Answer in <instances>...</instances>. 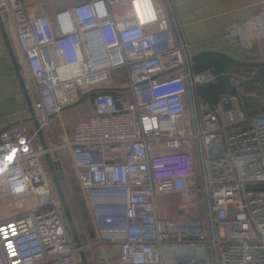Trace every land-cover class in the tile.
<instances>
[{
	"label": "built area",
	"instance_id": "obj_1",
	"mask_svg": "<svg viewBox=\"0 0 264 264\" xmlns=\"http://www.w3.org/2000/svg\"><path fill=\"white\" fill-rule=\"evenodd\" d=\"M260 2V14L226 32L229 43H264ZM46 4L0 0L38 122L0 130V206L8 214L0 218V264H82L80 251L89 264H264V103L246 116L234 96L216 104L189 97V87L214 74L193 71L169 0ZM119 68L124 83L110 76ZM99 88L91 116L69 136L63 108ZM46 152L61 164L70 159L84 196L93 232L79 246ZM171 194L184 204L160 202ZM184 211L185 221L171 218Z\"/></svg>",
	"mask_w": 264,
	"mask_h": 264
},
{
	"label": "crops",
	"instance_id": "obj_2",
	"mask_svg": "<svg viewBox=\"0 0 264 264\" xmlns=\"http://www.w3.org/2000/svg\"><path fill=\"white\" fill-rule=\"evenodd\" d=\"M47 0V6L52 8ZM63 0H60V2ZM66 1V0H65ZM169 12L190 53L215 50L239 60H264V43L253 41L249 46L231 44L225 34L262 10L260 0H169ZM2 17V16H1ZM9 30V32H8ZM7 37V38H6ZM12 49L23 78L22 87L10 50ZM231 72V71H227ZM235 82L239 81L235 78ZM32 84L24 58L18 48L10 16L0 20V130L18 123L29 122L27 89ZM259 101V100H258ZM258 108L263 107L262 102Z\"/></svg>",
	"mask_w": 264,
	"mask_h": 264
},
{
	"label": "water",
	"instance_id": "obj_3",
	"mask_svg": "<svg viewBox=\"0 0 264 264\" xmlns=\"http://www.w3.org/2000/svg\"><path fill=\"white\" fill-rule=\"evenodd\" d=\"M2 16V17H1ZM2 18L8 19V13L6 11H2L0 13V20ZM171 19V18H170ZM172 20V19H171ZM9 32V30H8ZM7 38V37H6ZM11 57L13 63L15 64L18 77L20 78V82L24 89L25 85L23 84V78L19 70V65L16 61L14 53L12 49L10 50ZM191 61L192 68L195 73H200L206 69H210L214 74V80L205 82L201 85H198L194 90L191 87L188 88L189 97L199 96L200 98L206 100L210 104H216L218 99L222 95L234 96L239 102L244 114L248 116L251 112L257 108L260 102L253 95L244 94L242 87L247 81H256L264 86V60H239L228 54L223 52L215 51V50H200L195 53H191ZM237 67H252L254 68V76L247 80H240L238 83L235 82V77L232 72H227L231 68ZM101 91H104V88L101 89H93L89 92H86L80 96V98L73 104H70L63 109H67L73 106H76L82 103L85 100H89L91 103L94 97ZM111 93L116 96L114 90H109ZM27 104L30 111L29 120L32 121L34 126L38 128V122L33 110L31 100L27 96ZM39 142L43 148H46V142L43 137V133L40 131ZM45 164L50 173L53 185L55 187L58 198L61 201L63 210H64V218L66 220V226L69 234H71L74 243L79 246L80 245V237L75 227L74 221L72 219L67 201L65 199L63 190L61 188L60 181L64 178L65 173L62 167V164L58 160H53L50 153L46 152L44 154ZM80 258L82 264H89L87 258L85 256L84 251H80ZM109 258H111V254H108Z\"/></svg>",
	"mask_w": 264,
	"mask_h": 264
},
{
	"label": "trees",
	"instance_id": "obj_4",
	"mask_svg": "<svg viewBox=\"0 0 264 264\" xmlns=\"http://www.w3.org/2000/svg\"><path fill=\"white\" fill-rule=\"evenodd\" d=\"M115 73H117L116 79L119 83H124L126 81V72L124 68H119L113 70ZM228 71H231L234 74V77L240 81V80H247L254 76V68L252 67H237V68H231ZM242 90L244 94L246 95H253L257 98V100L264 103V86L256 81H247L244 83ZM86 106L79 109L78 111L74 112H65V110L70 109H63L61 112L63 122L64 124L68 125V135L72 136V128H73V120L75 118H72V116L77 115H83L79 117V119H87L92 114V107L91 102L89 100H85ZM75 121V120H74ZM68 161V162H66ZM63 164V170L65 173V176L63 179H61L60 184L61 188L63 190L65 199L67 201L72 219L74 221L75 227L77 229V232L79 234V237L82 238V235L84 233H92L93 228L90 223L89 217L86 215L85 210V202L83 200V197L81 195L82 191L78 185L75 173L74 175L68 174L66 169H69V166H72V163L69 158H63L62 161ZM69 165V166H68Z\"/></svg>",
	"mask_w": 264,
	"mask_h": 264
},
{
	"label": "rangeland",
	"instance_id": "obj_5",
	"mask_svg": "<svg viewBox=\"0 0 264 264\" xmlns=\"http://www.w3.org/2000/svg\"><path fill=\"white\" fill-rule=\"evenodd\" d=\"M74 1H79V0H66V1L63 0L61 2H60V0H52V1L49 2V4H51L52 8H58V7H61V6L69 5L72 2H74ZM45 7H47V4L45 5ZM48 9H50V7H48ZM110 76H111L112 79H114V78L117 77V73H115L114 71H111ZM114 80H116V79H114ZM85 106H86V103H85V101H83L82 103H80V104H78L76 106L70 107V109L65 110V112H67V113L72 112V111L76 112V111H78L79 109H81V108H83ZM81 116H83V115L80 114V115H77V116H72V118H75L74 120L77 121V119L79 117H81ZM61 119H62V121H64L63 118H62V115H61ZM74 120H73V123L75 122ZM65 129H66V132L68 134L69 128H68V125H66V124H65ZM50 130L52 131L53 136H54L55 139L61 133V130H60V118L58 116L57 117H53L51 119V121H50ZM66 162H68V161H66ZM62 167H63V164H62ZM66 171H68L67 172L68 174L74 175V170H73L72 166H69V169H66ZM81 196L83 197V200L85 202L84 196L83 195H81ZM160 202L165 204V206H167L168 208L169 207L174 208L176 205L178 206V205H183L184 204L183 199L181 197H179L178 195H176V194L161 196L160 197ZM84 205H85L86 215L89 217L90 223H91L92 228H93V224H92V221H91L90 216H89V212H88V208H87L86 202H85ZM170 213H171V215H174L175 214L174 209H171ZM188 216L189 215H187V213L185 212L182 215L171 216V218L174 221H177V218L180 219L179 221H182V220L185 221ZM4 217H8V214L4 215V208L1 205L0 206V218H4ZM88 234H90V233H88Z\"/></svg>",
	"mask_w": 264,
	"mask_h": 264
},
{
	"label": "flooded vegetation",
	"instance_id": "obj_6",
	"mask_svg": "<svg viewBox=\"0 0 264 264\" xmlns=\"http://www.w3.org/2000/svg\"><path fill=\"white\" fill-rule=\"evenodd\" d=\"M255 71V70H254ZM259 83V82H258ZM259 111V108L257 107V108H255L251 113L252 114H255V113H257Z\"/></svg>",
	"mask_w": 264,
	"mask_h": 264
}]
</instances>
